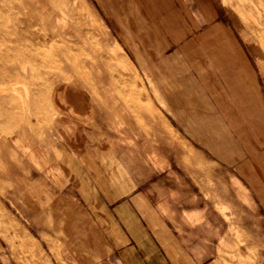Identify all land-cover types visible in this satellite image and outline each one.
Instances as JSON below:
<instances>
[{
	"label": "rangeland",
	"instance_id": "374dc122",
	"mask_svg": "<svg viewBox=\"0 0 264 264\" xmlns=\"http://www.w3.org/2000/svg\"><path fill=\"white\" fill-rule=\"evenodd\" d=\"M27 1L0 0V24L12 27ZM247 1L221 0L207 17L188 0L182 20L198 26L168 41L179 33L160 16L167 0H61L52 12L40 0L37 19L54 52L42 70H28L30 85L0 79V264H78L63 232L69 188L84 184L74 167L102 139L135 162L141 180L182 177L181 202L215 209L223 226L205 264H264V161L254 159L264 150L255 104L264 102V0ZM171 3L176 10L180 1ZM12 37L0 40V53ZM61 160L68 170L53 175Z\"/></svg>",
	"mask_w": 264,
	"mask_h": 264
},
{
	"label": "crops",
	"instance_id": "0c3cea01",
	"mask_svg": "<svg viewBox=\"0 0 264 264\" xmlns=\"http://www.w3.org/2000/svg\"><path fill=\"white\" fill-rule=\"evenodd\" d=\"M172 1L167 0V7L160 12V16L167 18V27L177 25L179 35L167 36V40H184L199 22L190 19L191 26H196L190 28L187 20H182V11L187 9L188 0H177L181 4L176 10ZM191 1L196 8L207 9L202 12L207 17L215 16L221 4V0ZM186 13L184 11V15ZM151 17L154 18V14ZM150 23L156 24L157 21L154 19ZM214 23L217 24L214 27H222L219 21ZM240 103L243 105L244 117L247 116L245 119L249 120L250 105L245 101ZM255 104L264 125V102L259 99ZM219 105L226 108L222 98ZM145 106L147 112L153 110L149 102ZM162 122L166 126L165 133L167 121L162 119ZM231 122L235 126L234 117ZM227 135L230 136L225 133L222 137ZM107 142L102 139L95 151L91 146L86 147L84 160L74 167L84 170V184L74 185L73 190L69 188L73 196L67 204L68 225L63 232L68 234L67 247L71 258L78 264L207 263L223 226L215 209L203 203L188 205L181 202L186 189L178 188L177 185L186 182L182 181V177H167V181L165 178L149 179L147 182L141 180L131 169L135 162L132 161L133 166L130 167L117 149ZM263 153L264 150L259 151L254 159L263 162ZM60 162L56 164L53 161L49 166L53 175L56 168L63 171L67 169V165L62 164L63 160ZM63 175L67 179L72 178L69 171L63 172ZM73 175L76 179V172ZM51 215L59 223L61 215L53 211Z\"/></svg>",
	"mask_w": 264,
	"mask_h": 264
},
{
	"label": "bare ground",
	"instance_id": "6f19581e",
	"mask_svg": "<svg viewBox=\"0 0 264 264\" xmlns=\"http://www.w3.org/2000/svg\"><path fill=\"white\" fill-rule=\"evenodd\" d=\"M60 1L61 0H46V4L50 6L52 12L55 8L59 7ZM80 1L83 5L85 4L84 0ZM252 1H247L248 3L250 2L248 5H251ZM242 3L244 2L242 1ZM40 5V0H28L27 3L21 7L20 13H22L23 16H21L12 27H5L0 24V29L3 31L0 40L5 41L7 39H2L5 37V34L13 35V37L8 40L11 44L0 53V56L2 55L3 58L10 61L9 66L3 67V63L0 60V79L23 80L26 84L30 85L32 83L31 74L40 71V69L42 70L44 67L42 61L43 55L49 53L52 54L54 52L53 44L50 43V41H44L45 39L41 32L42 26L37 19L38 8L41 7ZM28 8L33 9V11L29 12L27 10ZM46 28H52V24ZM63 53L65 55L67 54L65 51H63ZM12 62L15 63L13 64ZM28 63L29 69L27 67ZM28 70L30 73L32 71V73L30 74L29 79L26 80ZM13 93L15 92L13 91ZM8 98L10 101L12 100L8 96L1 98V100H7Z\"/></svg>",
	"mask_w": 264,
	"mask_h": 264
}]
</instances>
